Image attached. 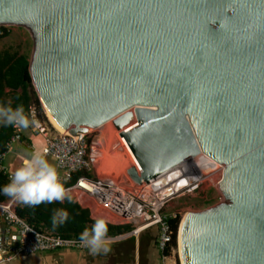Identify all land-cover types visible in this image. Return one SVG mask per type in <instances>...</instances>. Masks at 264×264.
<instances>
[{"label": "water", "instance_id": "obj_1", "mask_svg": "<svg viewBox=\"0 0 264 264\" xmlns=\"http://www.w3.org/2000/svg\"><path fill=\"white\" fill-rule=\"evenodd\" d=\"M0 25L31 29L41 107L72 135L99 127L134 182L200 152L224 165L223 200L182 221L183 264H264V0H0ZM6 227L0 254L19 244Z\"/></svg>", "mask_w": 264, "mask_h": 264}, {"label": "built area", "instance_id": "obj_2", "mask_svg": "<svg viewBox=\"0 0 264 264\" xmlns=\"http://www.w3.org/2000/svg\"><path fill=\"white\" fill-rule=\"evenodd\" d=\"M13 25H0V35L10 31ZM30 120L35 119L38 126H34L45 138L46 157L55 161V166L68 194L82 205L91 209L95 218H104L112 224H132L131 232L136 235L141 230L152 226L157 227V248L162 253V264H175L167 256L170 249L176 254L177 240L172 245L173 231L168 218L172 216L164 211L165 206L174 197L185 192H196L203 182L213 173L224 167L220 164L214 168L200 167L195 159H191L186 168L176 165L148 180L147 185L134 182L121 167L111 165L100 154L96 147L99 127L84 133L72 135L59 132L54 126H49L39 118L36 106L31 105L27 112ZM21 138V130L13 128L5 149L0 152V173H8L4 164L5 157L13 142ZM198 158L204 159L200 152ZM81 174L72 181V174ZM176 172L177 177H172ZM220 176L214 185L220 184ZM181 181L185 183L181 184ZM134 183V186H133ZM86 200H91L89 206ZM16 203L11 199L0 201V217L6 223V232L15 228L19 236L17 247L8 248L7 254H0V264L10 261L18 253L33 254L40 251H50L60 248L87 250L78 238L62 237L52 231H40L30 225L15 211ZM95 208V209H94ZM94 209V210H93ZM99 216H95L98 215ZM177 236V235H176ZM111 239V236H108ZM169 246L168 253H164ZM179 264L180 259L177 254ZM172 262V263H171Z\"/></svg>", "mask_w": 264, "mask_h": 264}, {"label": "trees", "instance_id": "obj_3", "mask_svg": "<svg viewBox=\"0 0 264 264\" xmlns=\"http://www.w3.org/2000/svg\"><path fill=\"white\" fill-rule=\"evenodd\" d=\"M10 31H5L0 38L8 36ZM9 88L11 92H7ZM11 104L13 108L18 105H23L25 113L27 114L31 105L36 106L39 112V118L45 120L41 104L38 100L37 94L32 86L29 74V57L27 53L21 52L19 47H7L0 49V106ZM13 133V127H5L0 123V152L5 149L10 136ZM81 172H74L72 174V181L75 180ZM10 182L8 173H0V201L8 200L2 192L3 187ZM65 187L67 182H63ZM57 209H64L69 212V218L56 229L52 227V214ZM15 211L18 216L25 219L30 225L40 231H52L62 237L78 238L80 233L85 229H91L95 219L90 217L88 208H83L77 202L69 203L65 200L63 203L53 202L51 204H41L35 207L15 205ZM169 224L173 231L172 245H175L177 228L180 221V215L174 214L168 218ZM108 223L107 235L113 236L117 234L130 231L132 224H112ZM169 246L165 250L168 253ZM160 255L162 253L159 251Z\"/></svg>", "mask_w": 264, "mask_h": 264}, {"label": "clouds", "instance_id": "obj_4", "mask_svg": "<svg viewBox=\"0 0 264 264\" xmlns=\"http://www.w3.org/2000/svg\"><path fill=\"white\" fill-rule=\"evenodd\" d=\"M0 123L5 127L12 126L17 130L27 129L31 126H38L35 119L29 118L25 113L23 105L15 108L9 103L0 106ZM2 192L13 202L35 207L53 202L63 203L67 200L73 202L68 194L60 174L55 165L46 159L45 151H33L23 160L21 166L15 168L11 173L10 182L6 184ZM69 218V212L64 209H57L52 214V227L56 229ZM108 223L104 218H95L91 229L85 228L79 235L81 245L88 249L91 255H107L110 251L112 240L108 238Z\"/></svg>", "mask_w": 264, "mask_h": 264}, {"label": "crops", "instance_id": "obj_5", "mask_svg": "<svg viewBox=\"0 0 264 264\" xmlns=\"http://www.w3.org/2000/svg\"><path fill=\"white\" fill-rule=\"evenodd\" d=\"M7 47H19L21 52L24 53L27 51L26 48L21 47L19 42H13L10 40L0 42V49ZM6 91L11 92L9 88H6ZM44 145L45 138L43 134H41L34 126L30 125L27 129H21V138L12 143L11 149L4 160L9 177L11 178V173L15 168L21 166L24 159L28 158L33 151H41ZM46 159L49 163L55 165V161L52 158L46 157ZM72 199L83 208H88L90 211V217L95 219L89 207L82 205L74 198ZM128 232L129 231H126L111 236V251L107 255L100 254L94 256L91 255L88 250L82 251L71 248H60L30 254L28 256L31 258L27 264H142L143 260H146L149 264H154L153 260L156 251L152 248L151 241L152 237H154L156 242L158 235L157 228L153 226L149 227L146 233L142 234L140 237L138 235L141 231L136 235L133 233V235L129 234ZM15 264L25 263L17 262Z\"/></svg>", "mask_w": 264, "mask_h": 264}, {"label": "rangeland", "instance_id": "obj_6", "mask_svg": "<svg viewBox=\"0 0 264 264\" xmlns=\"http://www.w3.org/2000/svg\"><path fill=\"white\" fill-rule=\"evenodd\" d=\"M30 30L31 29L28 28V26L26 25L25 26L24 25H13L11 26L9 35L6 38H0V42L6 41V40H10L13 42H19L22 48L27 49L26 53L28 54L29 59L31 60L32 54L34 51V40L32 37V31ZM41 109H42L44 116L46 117L43 107H41ZM44 121L47 123V125L53 126L49 122L47 117ZM220 175H221V170H219L217 173L211 174L203 182L199 190H197L196 192H192V193L185 192L183 194H180L174 197L168 202V204L164 208L165 213L171 214V215H174L176 213L180 215V221L178 224L177 231L179 229L181 221L183 220V218L188 212L203 211L205 209H208L211 206H214L215 204L223 200V195L219 189V186L216 184L214 185V181ZM133 186H134V183H133ZM86 203H88L89 206H93V203L91 202V200H86ZM99 215L100 213L95 216H99ZM176 240H177V236H176ZM175 250L179 256L178 245H177V248L175 247ZM177 254L173 250L170 249L169 256L167 257L175 264H179Z\"/></svg>", "mask_w": 264, "mask_h": 264}, {"label": "bare ground", "instance_id": "obj_7", "mask_svg": "<svg viewBox=\"0 0 264 264\" xmlns=\"http://www.w3.org/2000/svg\"><path fill=\"white\" fill-rule=\"evenodd\" d=\"M41 101H42V106H43V109H44V111H45V115H46V117L48 118V120H49V122L54 126V128H56L59 132H68L67 130H65L58 122H56L55 121V117L52 115V114H49V113H47V108H46V105H45V103H44V101L41 99ZM198 156L199 155H195L192 159H195L196 161H197V163L199 164V166L200 167H203V166H209L208 168H210V167H214L213 165H210L206 160H204V159H199L198 158ZM222 167H224V165L223 164H220ZM172 177H177V173L176 172H174L173 174H172ZM216 184V183H215ZM218 186H219V184H218ZM219 189H220V187H219ZM189 213V212H188ZM187 213V214H188ZM186 216V215H185ZM184 219V218H183ZM183 221V220H182ZM182 221H181V223H180V226H181V224H182ZM180 226H179V229H178V231H177V245H178V249H179V259H180V262H181V264H183V262H182V258H181V253H180V248H179V234H180Z\"/></svg>", "mask_w": 264, "mask_h": 264}, {"label": "flooded vegetation", "instance_id": "obj_8", "mask_svg": "<svg viewBox=\"0 0 264 264\" xmlns=\"http://www.w3.org/2000/svg\"><path fill=\"white\" fill-rule=\"evenodd\" d=\"M151 246L152 248L156 251L155 253V258L153 260V263H157V264H162V256L159 253V249H157V238H156V242H155V238L152 237V241H151ZM88 250V249H87ZM142 264H149L146 260H143Z\"/></svg>", "mask_w": 264, "mask_h": 264}, {"label": "snow or ice", "instance_id": "obj_9", "mask_svg": "<svg viewBox=\"0 0 264 264\" xmlns=\"http://www.w3.org/2000/svg\"><path fill=\"white\" fill-rule=\"evenodd\" d=\"M185 183L184 181H181V184Z\"/></svg>", "mask_w": 264, "mask_h": 264}]
</instances>
